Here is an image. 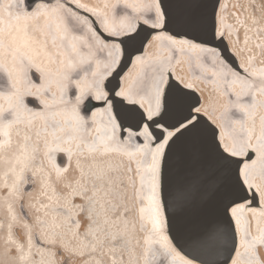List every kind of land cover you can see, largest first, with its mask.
Here are the masks:
<instances>
[{
	"label": "snow or ice",
	"instance_id": "1",
	"mask_svg": "<svg viewBox=\"0 0 264 264\" xmlns=\"http://www.w3.org/2000/svg\"><path fill=\"white\" fill-rule=\"evenodd\" d=\"M205 210L264 264V0H0V264H207Z\"/></svg>",
	"mask_w": 264,
	"mask_h": 264
},
{
	"label": "water",
	"instance_id": "2",
	"mask_svg": "<svg viewBox=\"0 0 264 264\" xmlns=\"http://www.w3.org/2000/svg\"><path fill=\"white\" fill-rule=\"evenodd\" d=\"M130 66V62L121 65L120 76H123L129 70ZM120 76H116L111 81L112 85L117 88L120 86ZM215 220V214L207 210L182 218L174 231L176 237L175 244L189 250L198 260H204L207 264H220L225 257V248L230 244L228 238L221 234H212L210 231L203 241L195 247H193L190 239L193 231L201 230L205 227L212 229Z\"/></svg>",
	"mask_w": 264,
	"mask_h": 264
},
{
	"label": "bare ground",
	"instance_id": "3",
	"mask_svg": "<svg viewBox=\"0 0 264 264\" xmlns=\"http://www.w3.org/2000/svg\"><path fill=\"white\" fill-rule=\"evenodd\" d=\"M130 70L132 71V74L135 75V73H136L137 70L132 69V65L130 66L129 70L126 73H128ZM184 70L187 71V66H185V69Z\"/></svg>",
	"mask_w": 264,
	"mask_h": 264
},
{
	"label": "rangeland",
	"instance_id": "4",
	"mask_svg": "<svg viewBox=\"0 0 264 264\" xmlns=\"http://www.w3.org/2000/svg\"><path fill=\"white\" fill-rule=\"evenodd\" d=\"M233 2V0H229V8H231V3ZM241 2H244V0H241Z\"/></svg>",
	"mask_w": 264,
	"mask_h": 264
}]
</instances>
